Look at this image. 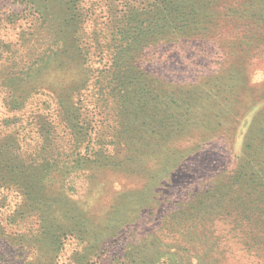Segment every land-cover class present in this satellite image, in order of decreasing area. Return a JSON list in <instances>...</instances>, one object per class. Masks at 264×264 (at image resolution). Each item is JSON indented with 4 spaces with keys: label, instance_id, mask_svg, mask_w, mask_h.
Returning <instances> with one entry per match:
<instances>
[{
    "label": "rangeland",
    "instance_id": "rangeland-1",
    "mask_svg": "<svg viewBox=\"0 0 264 264\" xmlns=\"http://www.w3.org/2000/svg\"><path fill=\"white\" fill-rule=\"evenodd\" d=\"M165 1L0 0V264H264V3Z\"/></svg>",
    "mask_w": 264,
    "mask_h": 264
},
{
    "label": "trees",
    "instance_id": "trees-1",
    "mask_svg": "<svg viewBox=\"0 0 264 264\" xmlns=\"http://www.w3.org/2000/svg\"><path fill=\"white\" fill-rule=\"evenodd\" d=\"M153 3H158L159 1H161V0H151ZM249 1H252V0H249ZM248 1V2H249ZM263 1V3H264V0H262ZM90 2V0H75V3H74V5H73V7H72V11H71V13H69V18L67 19L68 21H66V18H64V19H59V21L61 22L60 24H62L63 26H68V24H70L71 23V27L72 28H74V27H77V26H79V25H82V24H84L85 22H86V19L85 18H87L88 16H86V14L84 13V12H86V13H88V9H87V7H85V6H87L88 5V3ZM165 2H169V0H166ZM248 2H247V0H244V2L243 3H241L240 4V6H238L237 8H246V9H248L245 5H247L248 4ZM247 3V4H246ZM92 5H95V4H93V3H91ZM92 5H89V6H92ZM205 8V7H204ZM226 8H229V6H227V5H224V9L225 10H227ZM239 11V12H238ZM237 11V9H232V10H229V12H230V14H238L239 16H238V19H243V25H247L248 24V22H249V20H248V18H246L245 16H243V14H245L246 13V11H244V10H238ZM178 11H176V12H174V14H176ZM241 12V13H240ZM258 13V14H257ZM257 13H255L254 14V16L252 15V14H250L249 16H253V17H259L256 21H255V23H256V29L255 30H257L256 32H260L261 33V35L263 36V37H259L257 40L259 41V42H261V44L263 43L264 44V4H262V7L261 8H259V10H258V12ZM195 14V13H194ZM194 14H192V16H195ZM230 15H228V14H226V13H224L223 15H222V18H224L223 20H225L226 21V19L225 18H228ZM261 17V18H260ZM233 18L230 20V21H228L229 23L230 22H233ZM260 24V25H259ZM235 26H236V24H235ZM194 28H196V27H194ZM253 29V30H254ZM68 34V36H65L64 37V40H70V37H73V34L74 35H76L75 34V32L73 33L72 31H68L67 32ZM73 33V34H72ZM72 34V35H71ZM44 58H46V55H43V57H42V61L44 62ZM63 67H64V65H63ZM63 67H59L62 71H63V73L65 72L64 71V69H63ZM9 94H10V97H9V101L8 102H13V93H11V91H9ZM18 101H17V99H14V103H17ZM1 156H2V152H0V158H1ZM0 188H3L2 190H1V192H8V190L6 189V187L4 186V185H1L0 184ZM53 206L52 205H50L49 204V206H48V211H50L51 210V208H52ZM47 211V212H48Z\"/></svg>",
    "mask_w": 264,
    "mask_h": 264
}]
</instances>
